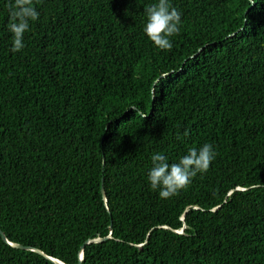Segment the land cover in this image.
<instances>
[{"label":"trees","instance_id":"obj_1","mask_svg":"<svg viewBox=\"0 0 264 264\" xmlns=\"http://www.w3.org/2000/svg\"><path fill=\"white\" fill-rule=\"evenodd\" d=\"M153 2L34 0L12 54L0 0V228L25 247L0 234V264H264V0H172L170 51ZM205 143L209 171L161 200L151 155Z\"/></svg>","mask_w":264,"mask_h":264},{"label":"clouds","instance_id":"obj_2","mask_svg":"<svg viewBox=\"0 0 264 264\" xmlns=\"http://www.w3.org/2000/svg\"><path fill=\"white\" fill-rule=\"evenodd\" d=\"M7 7L6 28L11 34L9 51L15 54L26 47L25 33L31 30L32 22L39 20L40 13L34 0H9ZM144 14V35L159 50L170 51L173 48L172 38L181 31L183 13L173 6L172 0H154L152 4L144 7ZM130 109L136 113L138 111L135 105ZM183 135L187 136L188 132L185 131ZM217 155L211 143H205L198 148L190 147L178 161L171 163L163 152L153 153L150 157L151 167L147 172V182L161 200H168L185 190L198 175L206 174ZM253 187L264 188V184L257 183Z\"/></svg>","mask_w":264,"mask_h":264},{"label":"water","instance_id":"obj_3","mask_svg":"<svg viewBox=\"0 0 264 264\" xmlns=\"http://www.w3.org/2000/svg\"><path fill=\"white\" fill-rule=\"evenodd\" d=\"M102 192H103V194H104V196H105V195H106V192H105V188H104V186H103V188H102ZM217 209H218V208H217ZM217 209H216V210H217ZM0 234L2 235V237L4 238V240H5L6 242H8L9 244H12L13 246L18 247V248H23V249H25V247H23L22 245H17V244L10 243V242L8 241L6 235L4 234V232L1 230V228H0ZM109 238H110V237H109ZM104 240H106V239H101V238H99V239H95V240H93V241H89L88 243H90V242H102V241H104ZM26 249H30V248H26ZM36 251H38V250H36ZM38 252L44 255V253H43L42 251H38ZM83 258H84V252H83V250H82V252H81V261H83ZM51 260L54 261L56 264H64L63 262H61V261H59V260H55V259H53V258H51Z\"/></svg>","mask_w":264,"mask_h":264}]
</instances>
